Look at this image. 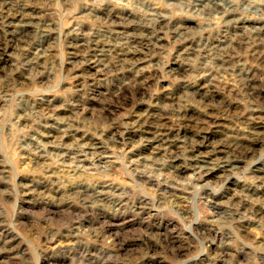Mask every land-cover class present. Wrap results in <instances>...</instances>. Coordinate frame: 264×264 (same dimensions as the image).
Segmentation results:
<instances>
[{"label":"rangeland","instance_id":"374dc122","mask_svg":"<svg viewBox=\"0 0 264 264\" xmlns=\"http://www.w3.org/2000/svg\"><path fill=\"white\" fill-rule=\"evenodd\" d=\"M0 264H264V0H0Z\"/></svg>","mask_w":264,"mask_h":264},{"label":"bare ground","instance_id":"6f19581e","mask_svg":"<svg viewBox=\"0 0 264 264\" xmlns=\"http://www.w3.org/2000/svg\"><path fill=\"white\" fill-rule=\"evenodd\" d=\"M198 158H199V157H198ZM230 162H231V161H230ZM226 165H227V164H226ZM226 165H225V166H226ZM226 168H227V167H226Z\"/></svg>","mask_w":264,"mask_h":264}]
</instances>
